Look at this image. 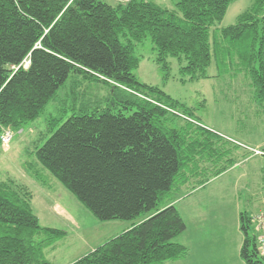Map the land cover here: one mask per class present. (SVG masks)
I'll use <instances>...</instances> for the list:
<instances>
[{
    "label": "trees",
    "instance_id": "1",
    "mask_svg": "<svg viewBox=\"0 0 264 264\" xmlns=\"http://www.w3.org/2000/svg\"><path fill=\"white\" fill-rule=\"evenodd\" d=\"M236 1L179 0L170 10L151 0H0V147L4 132L25 129L60 102L69 80L75 101L82 89L105 88L94 107L85 98L68 120L67 109L49 116L27 152L38 160L27 171L44 187L48 171L102 222L150 215L73 264L189 257L176 242L187 224L174 203L234 162L225 156L227 142L191 108L138 81L136 50L150 39L156 63L169 72L176 60L183 84L209 79L212 65L220 75H244L264 108V0L214 30ZM33 199L26 186L0 182V264H53L46 252L67 233L42 227ZM240 217L241 259L264 264L252 217Z\"/></svg>",
    "mask_w": 264,
    "mask_h": 264
},
{
    "label": "rangeland",
    "instance_id": "2",
    "mask_svg": "<svg viewBox=\"0 0 264 264\" xmlns=\"http://www.w3.org/2000/svg\"><path fill=\"white\" fill-rule=\"evenodd\" d=\"M151 1L170 10H175L176 4L179 2V0ZM252 3L253 0H237L229 8L225 19L217 24L214 30H221L234 25L237 18L248 10ZM136 54L141 61L139 69L135 72L138 81L142 84L159 87L174 100L191 108L195 112V118L208 129H216L227 134H229L228 128L234 130L235 125L231 123L229 118H234L233 111L229 112L231 104L228 106L227 103H224V98L239 97L241 102L236 105L238 109H240V105H252L251 97L254 96V91L250 86L251 82L244 75L236 76L232 71L220 75L215 65H212L208 69L209 79L189 81V79L184 78L187 83L183 84V77L176 60L170 59L171 68L169 72H164L156 63V53L150 39L146 40L144 44L138 45ZM71 92L72 85L69 80L66 87L59 91L60 102H52L45 114L35 123L20 131H12L11 143L5 147L3 145L0 147V182L15 181L19 185L26 186L33 194L32 206L40 225L44 228L58 229L67 233L64 239L46 252L47 258L53 264H73L150 216L143 215L135 222L123 220L102 222L48 171L43 172L48 187L42 186L27 171V163L38 162L36 156H29L27 152L33 150L34 143L45 131L46 121L50 115H56L59 109H67L68 113L65 120H68L74 113L82 109L85 98L91 99L93 103L89 102L88 104L94 107V97H104L108 94V90L105 88L101 91L82 89L79 92L78 100L75 101ZM75 104H77V110L73 111L72 108ZM263 134L264 132H255L252 140L256 143L264 141ZM234 135L235 133L230 136L234 137ZM257 155H262V153L259 152ZM258 167L259 165H247L237 169L235 174L217 181L207 193L195 194L189 202L180 204L179 208L183 211L188 223H191V227L193 225L192 218L189 219L184 209L197 207L204 209L202 212L206 214L207 219L210 220L211 217V220L218 223L221 229L227 228V226L233 227V223H238L239 215L244 212L252 217L253 226L256 227L255 218L264 214V198H261L262 194L258 191L259 179L256 175ZM39 168L42 166L39 165ZM237 177L241 178L240 183H235ZM244 182L250 183V191H243L241 194L231 191V195L227 196L225 201L216 198L213 193H209L216 190L217 187L221 190V186L243 188L244 185H247ZM213 209L215 211H212ZM212 215L214 216L212 217ZM197 222L200 223L198 219ZM205 225L210 224L205 222ZM236 235L239 236V234ZM228 241L232 245L228 251L230 256L228 263L241 264L238 257L240 252L237 248L241 242L235 241L233 233L232 237L231 234L228 237ZM212 245L215 248V242Z\"/></svg>",
    "mask_w": 264,
    "mask_h": 264
},
{
    "label": "crops",
    "instance_id": "3",
    "mask_svg": "<svg viewBox=\"0 0 264 264\" xmlns=\"http://www.w3.org/2000/svg\"><path fill=\"white\" fill-rule=\"evenodd\" d=\"M223 100L224 103L228 104V106L231 104L229 106V112L231 110L233 111L234 118H229L231 119V123L235 125V128L234 130H231L230 128L227 130L230 135L234 133L235 135L234 137H231L225 132L218 131L216 129L213 131L222 136L223 138L221 139L227 142L226 147L228 152L225 156H227L229 159H233L234 163L226 173L212 179L205 187L198 189L192 193V195L185 198H180L174 203L187 224V231L182 236H180L176 242L188 248L190 253L189 257L185 261L167 264H229L228 262L230 256L228 255V251L232 247V245H230L231 242L228 241L230 234L231 237L232 233L235 235V241L238 242L239 240V242H241L239 245H237L239 250L238 252H241L244 243V236L241 231V217L239 218L238 223H233V227L231 226V228H229V226H227V228L221 229L218 223H214L211 220V217L210 220L207 219L206 214L202 212L204 209L198 207L184 209L188 214L189 219L192 218L193 225L191 227V223H188V221L185 219L183 211L179 208L180 204L189 202L191 198L195 196V194L198 195L199 193H207L210 187H212L217 181H220L226 176L235 174L237 169L243 168L247 165H259L256 173L259 179L258 191L260 194H262L261 198H264V141L256 143L252 140V136L255 132H264V108L257 103L254 96L251 97V106L240 105V109L236 107V105H239L241 102L239 97L235 96L232 99L224 98ZM259 152L262 153V155H257ZM240 182L241 178L237 177L235 183ZM246 184L247 185L244 186L242 185L243 188L237 186L231 188L229 186H221V190H219L217 187L216 190L213 192L210 191L209 193H213L216 198L225 201L227 196L231 195V191L238 194H241L243 191L249 192L251 189L249 185L250 183L247 182ZM212 211L215 210L213 209ZM213 216L214 215H212V217ZM239 216H241V214ZM197 219L200 223L197 222ZM205 222L210 225L206 226ZM236 234H239V236ZM222 240L223 243H221ZM213 242H215V248L212 245ZM238 257L241 261V264H245V262L241 259V256L239 255Z\"/></svg>",
    "mask_w": 264,
    "mask_h": 264
},
{
    "label": "built area",
    "instance_id": "4",
    "mask_svg": "<svg viewBox=\"0 0 264 264\" xmlns=\"http://www.w3.org/2000/svg\"><path fill=\"white\" fill-rule=\"evenodd\" d=\"M110 1L116 3L117 2L125 3V2H129L130 0H110ZM12 136L13 135L11 131L4 132V134L1 137V145L5 147L6 145L10 144L13 138ZM254 221L256 223L255 229L258 234V244H259L260 253L264 259V215L256 217Z\"/></svg>",
    "mask_w": 264,
    "mask_h": 264
}]
</instances>
